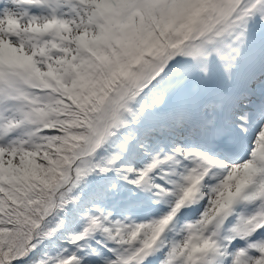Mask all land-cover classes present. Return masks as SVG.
<instances>
[{"label": "snow or ice", "instance_id": "obj_1", "mask_svg": "<svg viewBox=\"0 0 264 264\" xmlns=\"http://www.w3.org/2000/svg\"><path fill=\"white\" fill-rule=\"evenodd\" d=\"M0 264H264V0H0Z\"/></svg>", "mask_w": 264, "mask_h": 264}]
</instances>
